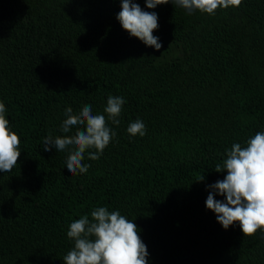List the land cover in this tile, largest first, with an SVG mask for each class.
<instances>
[{"label": "trees", "instance_id": "obj_1", "mask_svg": "<svg viewBox=\"0 0 264 264\" xmlns=\"http://www.w3.org/2000/svg\"><path fill=\"white\" fill-rule=\"evenodd\" d=\"M133 2L157 13L159 51L122 28L121 0H0V102L21 140L0 172V264H64L70 224L97 207L138 226L148 264H264V230H225L205 203L226 150L264 132V0L214 16ZM109 95L126 101L116 136L68 173L44 138L74 134L67 107L107 118ZM137 119L143 137L127 132Z\"/></svg>", "mask_w": 264, "mask_h": 264}, {"label": "clouds", "instance_id": "obj_2", "mask_svg": "<svg viewBox=\"0 0 264 264\" xmlns=\"http://www.w3.org/2000/svg\"><path fill=\"white\" fill-rule=\"evenodd\" d=\"M148 9L168 4L184 8L189 14L198 10L214 16L218 8L239 7L242 0H145ZM116 19L131 37L138 38L146 46L159 51L162 44L153 35L158 29V15L144 11L133 0H121V11ZM125 99L109 95L104 113L93 114L90 104L84 105L78 114L71 107L65 109L66 119L61 132L67 134L75 128L74 134L43 140L44 151L55 148L57 152L68 150L66 168L68 173L85 174L91 165L82 163L86 150L88 159L98 160L105 148L116 136L108 121L119 125ZM7 109L0 102V172H11L20 156V137L12 131L5 114ZM145 123L137 119L129 124L131 136L146 135ZM216 172H227L223 180L208 185L206 208L216 214L217 222L227 230L238 222L244 236H253L264 230V132H257L246 141V146L234 143L226 150V159L215 166ZM202 176L199 181H203ZM216 195L225 197L215 199ZM138 226L117 211L97 207L91 212V219L84 215L72 222L67 237L74 246L62 258L64 264H148L146 245L140 238Z\"/></svg>", "mask_w": 264, "mask_h": 264}]
</instances>
